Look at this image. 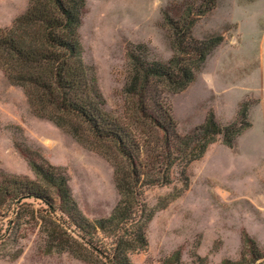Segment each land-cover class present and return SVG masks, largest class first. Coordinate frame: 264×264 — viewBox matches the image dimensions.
I'll use <instances>...</instances> for the list:
<instances>
[{"label": "rangeland", "instance_id": "rangeland-1", "mask_svg": "<svg viewBox=\"0 0 264 264\" xmlns=\"http://www.w3.org/2000/svg\"><path fill=\"white\" fill-rule=\"evenodd\" d=\"M84 1L79 30L83 60L93 68L113 116L124 112L133 46H145L150 60L167 63L173 57L168 16L177 24L192 20L191 35L197 40L223 37L184 91L163 95L178 133L192 132L211 113L225 127L248 109L250 126L233 147L219 136L202 158L174 166L168 184L143 189L144 203L154 215L145 228L147 246L129 253L131 263L221 264L243 258L245 264L264 263V258L250 255L264 257V0H217L201 16L202 0ZM29 4L0 0V29L10 27ZM30 161L62 169L91 227L85 229L64 214L55 195L53 212L37 199H25L11 211L4 207L0 264H91L50 249L47 220L57 222L92 258L111 254L118 238L131 234V226L106 231L97 227L120 201L113 164L36 116L24 91L9 83L0 68V178L36 181Z\"/></svg>", "mask_w": 264, "mask_h": 264}, {"label": "trees", "instance_id": "trees-1", "mask_svg": "<svg viewBox=\"0 0 264 264\" xmlns=\"http://www.w3.org/2000/svg\"><path fill=\"white\" fill-rule=\"evenodd\" d=\"M216 1L202 0L198 16L211 11ZM84 11V0H30L24 14L10 27L0 29V68L9 83L24 91L36 116L49 120L113 164L120 201L97 227L102 231L133 227L129 238H118L111 254L92 258L88 249L57 222L47 220L50 249L67 251L91 264H132L129 253L147 246L145 228L154 215L144 203L143 189L168 184L174 166H189L199 160L219 136L225 145L233 147L250 126L248 109L241 110L238 120L225 127L211 113L192 132L178 133L163 95L184 91L223 37L197 40L191 35L192 20L177 24L168 16L173 57L167 63L150 60L145 46H133L129 52L131 74L124 87V112L113 116L106 109L93 68L83 60L79 30ZM30 166L36 181L1 176L0 210L5 207L11 211L25 199H37L53 212L55 195L60 210L89 229L91 224L79 212L62 169L34 161ZM3 237L0 232V241ZM250 255L254 260L264 258ZM245 262L243 258L221 264Z\"/></svg>", "mask_w": 264, "mask_h": 264}]
</instances>
